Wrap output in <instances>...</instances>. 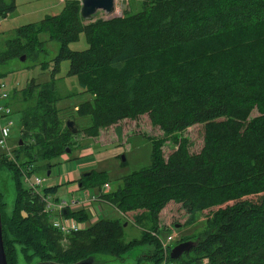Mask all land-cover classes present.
Returning <instances> with one entry per match:
<instances>
[{
    "label": "trees",
    "instance_id": "trees-1",
    "mask_svg": "<svg viewBox=\"0 0 264 264\" xmlns=\"http://www.w3.org/2000/svg\"><path fill=\"white\" fill-rule=\"evenodd\" d=\"M137 1L141 9L135 14L87 22L81 3L66 0L61 15L22 27L0 51L1 78L9 61L43 52L40 34L60 44L54 65L42 66L51 69L53 80L32 81L20 97L29 103L20 123L23 144L18 142L15 155L0 153V171L13 176L15 190L10 214L0 195L8 264H18L20 256L28 264H75L91 256L121 260L147 245L157 248L153 262L162 264L160 215L173 206L191 216L209 212L211 228L186 254L194 255L191 260L181 261L182 256L174 264H264V0ZM14 10V0H0V19ZM81 34L89 48L71 51L69 44ZM63 61L93 98L74 108L78 117L90 118L84 128L89 138L143 116L165 136L149 139L147 168L95 201L127 221L92 223L85 209L66 210V219L89 222L68 235L53 227L43 201L59 187L39 193L23 188L24 175L36 172L34 162H43L48 173L52 159L80 146L75 137L82 131L70 133L56 107L55 78ZM196 125L206 128L202 151L191 154L184 146L165 159L166 138ZM20 154L28 161L19 163ZM107 181L105 174L90 171L80 185L101 189ZM128 222L143 231L140 239H125Z\"/></svg>",
    "mask_w": 264,
    "mask_h": 264
},
{
    "label": "rangeland",
    "instance_id": "rangeland-1",
    "mask_svg": "<svg viewBox=\"0 0 264 264\" xmlns=\"http://www.w3.org/2000/svg\"><path fill=\"white\" fill-rule=\"evenodd\" d=\"M7 4H11L13 0H2ZM81 3V0H78ZM62 0H14L15 10L8 14L5 19H0V51L6 49L7 42L13 40L18 31L27 25L40 23L43 19L61 15L64 8ZM141 9V4L137 0H115V16H124L126 14H135ZM99 19H108L104 13L99 12L91 21ZM89 22V21H87ZM39 41L45 43L43 52L39 51L35 57L26 58L21 61V58H16L5 65V70L2 71L0 78V96L8 95L10 99L9 109L11 114L0 119V127L9 128V136L7 138V147L0 146V153L12 154L18 150V142L20 141V123L22 112L28 108L29 103L20 100V97L31 84L32 81L36 85H42L53 80L50 70H42L44 63L51 66L54 65L55 58L59 55L60 44L50 40L48 33L39 35ZM89 48L84 34H81L78 41L69 44V49L75 52H82ZM69 61H63L60 65V70L56 75V93L58 102L56 107L61 112V118L67 122L69 119L74 120L77 129L82 131L75 137V143L79 144L87 141L93 149V159L96 166L93 172L103 173L106 175L107 184L114 191L121 186L123 179L135 171L147 168L151 163L152 142L149 139H165L164 134L157 128H153L148 117L143 116L137 121H124L118 126L109 129L101 130L96 138H89L85 133L84 128L90 125V118H80L74 112V108L84 102L91 101V94L84 92L81 88L78 78L69 76ZM39 87L33 90V97L38 95ZM256 113L252 117H255ZM11 123V126H9ZM205 125H196L186 130L175 133L172 137L165 141L163 154L165 159L173 153L178 152L182 147H186L189 153L196 154L204 148L206 138ZM178 139V140H176ZM176 142H178L176 144ZM78 144V145H79ZM77 148V147H76ZM75 148V149H76ZM17 154V153H16ZM17 156V155H16ZM18 161L26 162L28 159L24 154L18 156ZM71 162H74L73 158ZM50 165L51 177L47 178V169L43 162L37 161L33 163L35 174L31 177L46 178L45 187L51 186L53 182L61 184L59 179L55 178V169H60L63 176L67 175L71 166L62 157L52 159ZM25 183V182H24ZM23 183V188L29 189L28 185ZM63 185L66 186L67 181L63 178ZM57 195L67 196L59 186ZM106 186L99 188L81 189L77 193L71 194L80 203L84 204L86 212L90 210L97 211V217H90L92 223H96L104 219H122L119 213L112 208L102 203L95 202L98 195L106 193ZM0 195L4 198V202L8 206L7 212L10 214L13 208L15 199L14 180L13 176L6 170L0 171ZM55 195V196H54ZM56 198V194L50 195ZM89 196L90 202H86ZM57 217L52 215V220ZM126 220V219H125ZM124 220V221H125ZM75 221V220H73ZM127 221V220H126ZM70 221H68L67 224ZM77 222V226L82 229L88 223ZM162 254L164 262L162 264H174L170 259V252L181 243L193 242L197 243L206 233L209 232L210 219L209 212L202 214L188 215L178 206L167 207L160 215ZM125 227V239L132 241L140 239L143 231L128 222ZM158 252L157 248L152 245H147L142 248H136L124 256V260H113L108 256H98L99 264H155ZM146 255L150 260H144L142 257ZM161 255V254H160ZM194 255L189 256L184 254L181 261L191 260ZM18 264H28L22 256L19 257ZM38 260L32 264H36ZM176 262V261H175ZM206 263V261L204 262ZM193 264V263H192Z\"/></svg>",
    "mask_w": 264,
    "mask_h": 264
},
{
    "label": "built area",
    "instance_id": "built-area-1",
    "mask_svg": "<svg viewBox=\"0 0 264 264\" xmlns=\"http://www.w3.org/2000/svg\"><path fill=\"white\" fill-rule=\"evenodd\" d=\"M66 1V0H62ZM0 88H4L3 85H0ZM10 99L8 95L2 94L0 96V119L2 117L9 116L11 114V111L9 109ZM9 126H11V123H9ZM9 128L8 127H0V146L7 147V138L9 136ZM8 155V154H7ZM8 156H11L9 154ZM33 175H24V182L28 185L29 188H31L34 192L39 193L40 189L45 187V183L47 179L35 177L32 179ZM48 178V177H47ZM108 191L110 190V187L106 185L105 187ZM88 199H86V202H89V196H87ZM43 201H45V207L46 212L51 213L52 215L54 213H57L59 218L57 217L55 220H53V227L60 231L64 235H68L70 233H76L80 230V228L77 226V222L73 221V219H66L63 216V212L66 210H73L76 208L83 207L84 204L80 203L77 199H72L70 201H61L59 203L53 202V198L51 196L43 198ZM64 217V218H63ZM68 221H70V224H67Z\"/></svg>",
    "mask_w": 264,
    "mask_h": 264
},
{
    "label": "water",
    "instance_id": "water-1",
    "mask_svg": "<svg viewBox=\"0 0 264 264\" xmlns=\"http://www.w3.org/2000/svg\"><path fill=\"white\" fill-rule=\"evenodd\" d=\"M102 12L106 16H108V20L114 19L120 16H115V0H81V18L85 21H91L93 17L97 15V13ZM26 57L23 56L21 61H25ZM66 127L72 134H77L78 129L75 126V123L72 120H68L66 122ZM22 141H20V145H22ZM70 153V150L67 149V154ZM88 174L84 176H88ZM47 177H51V171L47 173ZM126 226V225H125ZM196 247V243L193 242H185L179 244L170 252L171 260H179L184 254L190 253ZM98 256L88 257L78 263L75 264H99ZM117 260V259H113ZM124 260V256L121 260ZM0 264H8L5 248H4V240H3V224H2V216L0 209ZM36 264H57L52 262H37Z\"/></svg>",
    "mask_w": 264,
    "mask_h": 264
},
{
    "label": "crops",
    "instance_id": "crops-1",
    "mask_svg": "<svg viewBox=\"0 0 264 264\" xmlns=\"http://www.w3.org/2000/svg\"><path fill=\"white\" fill-rule=\"evenodd\" d=\"M79 145L80 146L77 149H75L70 155H64L63 156L65 161L68 162V165H70L72 167L71 170H69L68 174L63 176L62 171L58 168L55 169V171H54L55 178L59 179V182L61 184H57V183L53 182V184H51V186H49V188H52L55 186H58V187L61 186V188H63L61 190H63L66 194H68L65 197L57 195V191L60 188L59 187L57 189V191L55 192L56 198L52 197L53 202H55V203H59L61 201H70V200L74 199V197L71 196V194L77 193L79 190H81L80 180H81L82 176L86 175L90 171H93L95 166H96V163L93 159V153L94 152H93V149L91 148V146L88 144V142L84 141L82 144L80 143ZM72 158H73L74 162H71ZM63 178H65L67 181L66 186H62L64 184ZM107 192H108V190L106 191V193ZM86 199H88V198H86ZM80 209H86V208H84V206H83L80 208L73 209L71 211H77ZM88 212L90 213L91 216H92V212L94 213L92 218L97 217V211L96 210H92L90 208V210ZM53 215H55L59 218L57 213H54ZM89 222H91V221H89Z\"/></svg>",
    "mask_w": 264,
    "mask_h": 264
}]
</instances>
